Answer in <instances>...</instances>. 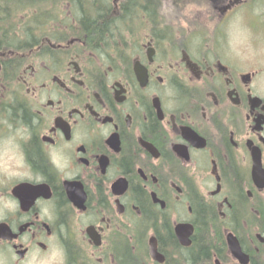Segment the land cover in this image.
Here are the masks:
<instances>
[{"label": "flooded vegetation", "instance_id": "obj_1", "mask_svg": "<svg viewBox=\"0 0 264 264\" xmlns=\"http://www.w3.org/2000/svg\"><path fill=\"white\" fill-rule=\"evenodd\" d=\"M41 1L0 0V264H264V0Z\"/></svg>", "mask_w": 264, "mask_h": 264}, {"label": "rangeland", "instance_id": "obj_2", "mask_svg": "<svg viewBox=\"0 0 264 264\" xmlns=\"http://www.w3.org/2000/svg\"><path fill=\"white\" fill-rule=\"evenodd\" d=\"M41 0H28V13L30 14V12L33 11V8L37 5H41L40 4ZM61 1V2H60ZM59 4L60 5H65L66 0H60ZM63 1V2H62ZM42 5H50L51 1H49L48 3H43ZM45 2H47L45 0ZM80 2L84 5V6H94L96 3V6H105V5H112V0H80ZM179 4H175V3H171L170 6H168V8L165 7H160L159 10V19L160 21H165V22H180V16L181 13H183V11L181 10L180 6H178ZM175 8V9H174ZM186 12V11H184ZM140 17V16H139ZM140 21H142V19H140ZM145 21V20H144Z\"/></svg>", "mask_w": 264, "mask_h": 264}, {"label": "trees", "instance_id": "obj_3", "mask_svg": "<svg viewBox=\"0 0 264 264\" xmlns=\"http://www.w3.org/2000/svg\"><path fill=\"white\" fill-rule=\"evenodd\" d=\"M77 1V3L80 5V4H82L81 2H80V0H76ZM95 1V0H94ZM97 1V0H96ZM95 5H96V3H95Z\"/></svg>", "mask_w": 264, "mask_h": 264}]
</instances>
